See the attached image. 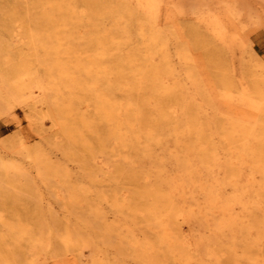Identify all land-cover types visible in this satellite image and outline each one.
<instances>
[{
	"label": "rangeland",
	"instance_id": "374dc122",
	"mask_svg": "<svg viewBox=\"0 0 264 264\" xmlns=\"http://www.w3.org/2000/svg\"><path fill=\"white\" fill-rule=\"evenodd\" d=\"M0 264H264V0H0Z\"/></svg>",
	"mask_w": 264,
	"mask_h": 264
}]
</instances>
